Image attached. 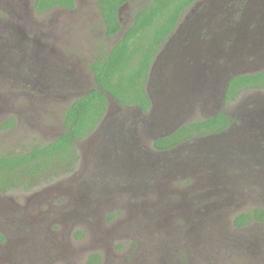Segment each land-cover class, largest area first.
<instances>
[{
  "label": "rangeland",
  "instance_id": "374dc122",
  "mask_svg": "<svg viewBox=\"0 0 264 264\" xmlns=\"http://www.w3.org/2000/svg\"><path fill=\"white\" fill-rule=\"evenodd\" d=\"M75 1L71 10L39 14L34 0H0V124L14 118L11 127L0 129V154L22 152L60 133L62 108L93 84L88 67L93 57L112 45L134 10L148 2L124 4L122 31L107 38L95 0ZM190 10L178 27L184 29ZM234 20L237 15L225 14L226 23ZM183 47L184 42L158 52L157 71L147 81L154 107L134 112L130 128L117 122V129L108 130L105 123L77 143L74 171L29 192L0 194V264H85L91 253L100 255L98 264H264V222L242 228L232 223L236 214L264 209V89L245 90L225 104L218 93L221 74L215 75L217 65L225 70V60L241 72L262 68L264 56H257V46L245 56L229 58L231 50L207 57L203 65L212 71L205 81L213 83L212 90L197 84L205 82L197 75L190 73L185 81L178 72L191 65L177 53ZM163 80L169 86L161 88ZM185 87L193 89L183 101ZM198 96H213L215 102L194 107ZM255 101L261 109L251 114ZM159 106L168 108L169 119L157 128L150 117ZM221 109L244 121L239 131L235 122L221 134L165 152L152 147L155 136ZM109 111H115L113 118L127 113L113 103ZM256 115L261 130L252 122Z\"/></svg>",
  "mask_w": 264,
  "mask_h": 264
},
{
  "label": "trees",
  "instance_id": "16d2710c",
  "mask_svg": "<svg viewBox=\"0 0 264 264\" xmlns=\"http://www.w3.org/2000/svg\"><path fill=\"white\" fill-rule=\"evenodd\" d=\"M128 1L130 0H95L105 37L116 36L122 31L119 12ZM197 1L148 0L144 6L134 10L129 26L112 45L99 51L91 60L88 67L92 74V86L62 108L61 132L50 141L33 144L22 152L0 154V193L15 190L29 192L41 183H50L74 171L79 161L77 142L90 136L99 125L107 109L108 95L122 108L137 106L142 113L149 112L152 103L147 81L151 64L162 44L175 30L181 15ZM33 6L39 14L54 8L71 10L75 7V0H34ZM207 57L204 53L202 60L206 61ZM188 64H193V60H188ZM163 69L165 72L169 71ZM211 71L206 70L203 77L207 78ZM156 88L160 90L157 83ZM254 89H264V68L232 76L227 83L223 102L227 104L243 91ZM214 102L213 96L207 99L198 96L194 107L204 109ZM261 103L264 109V100ZM256 107L261 109L255 101L251 103L248 112L252 114ZM166 109L168 108L159 106L156 115L150 117L157 121V128L166 126L169 119ZM244 111L246 112L245 108ZM13 122L14 118H8L0 124V129L11 127ZM235 122L228 111L221 109L209 116L183 122L170 133L155 136L152 147L156 151H168L197 139L221 134ZM243 122L241 118L236 122V131L242 128ZM253 222H264L263 208L255 207L236 214L232 221L236 228ZM3 240L4 237L0 234V242ZM99 261L100 255L91 253L85 264H98Z\"/></svg>",
  "mask_w": 264,
  "mask_h": 264
},
{
  "label": "flooded vegetation",
  "instance_id": "af4514ba",
  "mask_svg": "<svg viewBox=\"0 0 264 264\" xmlns=\"http://www.w3.org/2000/svg\"><path fill=\"white\" fill-rule=\"evenodd\" d=\"M190 8V14L186 16L184 24H182L184 29L178 27V22L175 30L167 40H171L173 36H180V38L174 43H166V40L159 51L164 48L161 52V54H163L168 45L178 48V46L184 42L186 47L180 48L184 52L179 51L177 53L183 56L186 60H193V64H191L190 67L195 68L196 70L198 69L196 72L198 80H206V78L203 77L204 72L207 70L203 65L204 60H202V58H204V53L207 57L208 55L214 56L215 52L218 54V51H222L223 53L228 52L232 50V46L235 44L238 45L241 41L249 39L247 47L251 50H256L253 48L258 46V51H260V53L257 56H264V0H198L188 9ZM225 14H228L230 17L231 15H237V20L228 24L226 23L228 20L225 22ZM204 33H209L211 37L208 39L204 37L202 38V35L205 36ZM188 51L196 52V55L191 57L187 55ZM230 54H227L228 57H233L232 55L230 56ZM223 59L225 60V57ZM225 62L228 63L226 60ZM156 63H158L157 55L151 64L150 75L157 71L156 68H153ZM206 82L207 81L197 84H206ZM153 87L155 89V83L153 84ZM148 93L152 103L150 107L151 111L154 107V100L149 90ZM107 101V109L103 114L99 125L90 136H95L105 123L108 124L106 126V129L108 130H110L113 125V130L117 129V122L127 124V128H130L129 125L134 121L136 114H144L137 106H126L122 108L109 95L107 96ZM111 103H113L116 111L120 112L121 110H127V113L122 116L118 114L114 119L113 115L115 114V111L112 114H110L111 112L109 111ZM128 109H133V112L129 113ZM112 119L114 120L110 122ZM259 130H261V126H259ZM1 231L4 232L2 226H0V232ZM2 242L3 241H1L0 244Z\"/></svg>",
  "mask_w": 264,
  "mask_h": 264
},
{
  "label": "water",
  "instance_id": "95a60500",
  "mask_svg": "<svg viewBox=\"0 0 264 264\" xmlns=\"http://www.w3.org/2000/svg\"><path fill=\"white\" fill-rule=\"evenodd\" d=\"M177 38H180V36H178ZM241 42H243V41H241ZM240 42V43H241ZM251 49H249L248 47H247V42H244L243 44H239V45H234V46H232V56H238V57H240V56H245V55H247L248 53H251ZM186 67H188V66H186ZM217 68H219V70H220V73H216L215 75H218V79H219V76H220V74H221V78H222V89H220L219 91H218V93H219V96L223 99L224 98V92H225V89H226V86H227V83H228V81H229V79L232 77V76H234V75H236V74H240V73H245V72H241V71H238V70H234L233 69V66L228 62V64H227V67L225 68V70H224V67L223 66H220V65H217L216 66ZM188 69L189 70H183V71H180V70H178V72H180L181 73V75L185 78V81L187 80V78L189 77V75L188 74H190V73H192L191 74V77H194L195 75H196V73H195V68H192V67H188ZM258 69H261V68H255V69H252V70H248V72L249 71H254V70H258ZM224 71V73H222ZM181 75H177L178 76V78H180V80L182 79V81H183V78L181 77ZM168 85V83L167 82H165V80H163V83H162V85H161V88H163V87H165V86H167ZM204 85H206V86H210V87H212L213 86V83H211L210 81H208V82H206V84H203V86ZM169 86V85H168ZM194 87V86H193ZM193 87H185L184 89H185V91H184V95L182 96V98L181 99H183V101H185L186 99H187V97L189 96V94H190V92H191V90L193 89ZM187 88H190L189 90L187 89ZM214 89V87H212V90ZM170 94H175V93H173V92H171ZM177 94H180V93H177ZM217 111H219V110H217ZM213 114V113H212ZM260 117H257V115H256V117L255 118H253V120H252V122H255V123H259L258 122V119H259ZM180 124V123H179ZM178 125V124H177ZM259 126H260V124L257 126V128H259ZM176 128V127H175ZM174 128V129H175ZM172 132V131H171Z\"/></svg>",
  "mask_w": 264,
  "mask_h": 264
}]
</instances>
